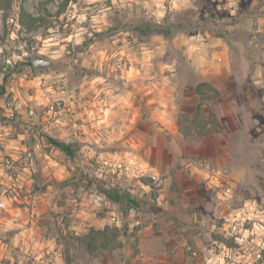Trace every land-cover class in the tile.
Masks as SVG:
<instances>
[{"label": "rangeland", "instance_id": "1", "mask_svg": "<svg viewBox=\"0 0 264 264\" xmlns=\"http://www.w3.org/2000/svg\"><path fill=\"white\" fill-rule=\"evenodd\" d=\"M0 264H264V0H0Z\"/></svg>", "mask_w": 264, "mask_h": 264}, {"label": "trees", "instance_id": "2", "mask_svg": "<svg viewBox=\"0 0 264 264\" xmlns=\"http://www.w3.org/2000/svg\"><path fill=\"white\" fill-rule=\"evenodd\" d=\"M31 65L33 66L32 63H31ZM61 66H62V65H60V67H61ZM203 86H206V84H200V85H198V86H197V89H196V92H197L199 95H201V97H202V101H205V99H204V98H205V92H204L203 89H202ZM201 111H202V105L200 104V105L198 106V108H197V112H198V113H201ZM209 121H210L211 123H214V124L216 125V128H213V129H211V130H209V131H207V132H205V133H202L203 136L210 135V134L213 133V132H221V131L223 130V127H222L219 123H217L212 117H210ZM186 135H187V134H186ZM49 140H50V142H51L54 146H56L59 150L65 152L67 155L71 156V154H72L71 146L66 145V144H64V143H62V142H58V141H56V140H53L52 138H49ZM106 195H107L112 201H114V202H118V203L120 202V201H119V198L113 196V194H111L110 192L106 193ZM132 201H133V200H132ZM97 234H98V236H100V235H103L104 232H103V231H98ZM99 242H100L99 238H90V239H88V241H87L85 244L87 245L88 250L92 251V249H93L94 247L98 248V246H99L98 243H99ZM99 244H100V248H106L105 245H103V244H101V243H99ZM113 248H114V246H113Z\"/></svg>", "mask_w": 264, "mask_h": 264}, {"label": "water", "instance_id": "3", "mask_svg": "<svg viewBox=\"0 0 264 264\" xmlns=\"http://www.w3.org/2000/svg\"><path fill=\"white\" fill-rule=\"evenodd\" d=\"M32 64L36 70L51 69L56 66V62L54 60L45 57H33Z\"/></svg>", "mask_w": 264, "mask_h": 264}, {"label": "crops", "instance_id": "4", "mask_svg": "<svg viewBox=\"0 0 264 264\" xmlns=\"http://www.w3.org/2000/svg\"><path fill=\"white\" fill-rule=\"evenodd\" d=\"M192 232V231H191ZM181 234V233H180ZM182 237L183 236H180L179 235V237L177 238V241L179 240V239H181V241L183 242V240H182ZM156 238H153V240H155ZM159 239H161V238H159ZM173 242V240L172 241H170V243L169 244H171ZM199 242V241H198ZM185 243H186V241H185Z\"/></svg>", "mask_w": 264, "mask_h": 264}, {"label": "built area", "instance_id": "5", "mask_svg": "<svg viewBox=\"0 0 264 264\" xmlns=\"http://www.w3.org/2000/svg\"><path fill=\"white\" fill-rule=\"evenodd\" d=\"M227 249V248H226ZM211 252V251H210Z\"/></svg>", "mask_w": 264, "mask_h": 264}]
</instances>
